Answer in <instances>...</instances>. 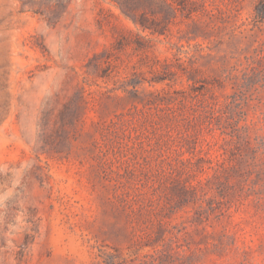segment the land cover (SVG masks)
<instances>
[{
	"label": "rangeland",
	"instance_id": "374dc122",
	"mask_svg": "<svg viewBox=\"0 0 264 264\" xmlns=\"http://www.w3.org/2000/svg\"><path fill=\"white\" fill-rule=\"evenodd\" d=\"M0 264H264V0H0Z\"/></svg>",
	"mask_w": 264,
	"mask_h": 264
}]
</instances>
